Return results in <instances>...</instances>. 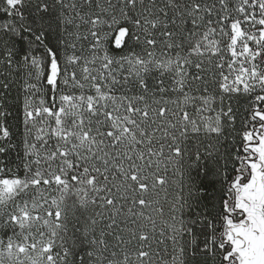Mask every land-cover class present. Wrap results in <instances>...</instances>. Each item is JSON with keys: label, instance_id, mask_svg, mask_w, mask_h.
Here are the masks:
<instances>
[{"label": "snow or ice", "instance_id": "obj_1", "mask_svg": "<svg viewBox=\"0 0 264 264\" xmlns=\"http://www.w3.org/2000/svg\"><path fill=\"white\" fill-rule=\"evenodd\" d=\"M0 264H264V0H0Z\"/></svg>", "mask_w": 264, "mask_h": 264}]
</instances>
